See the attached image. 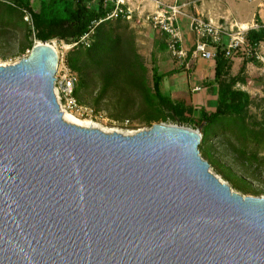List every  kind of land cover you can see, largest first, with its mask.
<instances>
[{
	"label": "water",
	"instance_id": "obj_1",
	"mask_svg": "<svg viewBox=\"0 0 264 264\" xmlns=\"http://www.w3.org/2000/svg\"><path fill=\"white\" fill-rule=\"evenodd\" d=\"M58 60L0 65V264H264V197L211 172L200 130L68 122Z\"/></svg>",
	"mask_w": 264,
	"mask_h": 264
},
{
	"label": "rangeland",
	"instance_id": "obj_2",
	"mask_svg": "<svg viewBox=\"0 0 264 264\" xmlns=\"http://www.w3.org/2000/svg\"><path fill=\"white\" fill-rule=\"evenodd\" d=\"M133 2L137 3L135 0ZM201 2L202 0H195L196 7ZM146 3L147 1H144L139 5L140 8H135L130 20L106 23L99 33L101 42L91 38V48L96 43L107 48L104 64L100 68L90 62L87 56L81 55L79 57L82 70L74 69L69 62L70 56L79 50L89 51L90 48L81 44L71 47L73 43L54 39L57 43L58 64L65 63L77 74V99L88 113L72 114L108 132L131 134L149 129L157 123L178 124L154 98L153 74L156 71L168 73L172 64L179 71L186 68L178 63L170 53L164 38L153 28L151 20L147 18L153 11L148 7L143 8ZM37 5L34 1V8H37ZM222 6L226 8V17H218L217 24L232 29L235 33L240 30L247 33L252 28H258L260 24L264 25V0H227ZM195 11L192 5L190 13L195 14ZM240 23L248 24V28L240 29ZM21 29L18 32H0V65L14 64L28 57L32 48L39 42L34 32L27 39L25 31ZM29 41H32V48L26 47L23 51ZM257 53L255 60L242 52L231 57H242L247 61L245 71L241 75L247 78V81L239 88L247 91L251 97L246 116L249 124L254 119L264 118V42L259 45ZM82 78L85 85L80 86ZM61 106L62 110L67 111L64 100L61 101ZM165 115L166 119L163 120ZM194 117L198 119L199 113L194 114ZM181 125L200 130L194 124ZM242 141H238L233 134L232 137L212 135L200 148L201 155L205 156H202L204 159L207 158L205 160L209 162L211 172L228 182L235 191L243 195L264 197V146L260 147L259 155L254 157L251 152L254 144L243 147ZM206 152L210 155L206 156Z\"/></svg>",
	"mask_w": 264,
	"mask_h": 264
},
{
	"label": "trees",
	"instance_id": "obj_3",
	"mask_svg": "<svg viewBox=\"0 0 264 264\" xmlns=\"http://www.w3.org/2000/svg\"><path fill=\"white\" fill-rule=\"evenodd\" d=\"M34 1L38 4L37 8L33 6ZM23 9L31 14L35 38L40 42L58 39L66 43H74L79 41L91 28L94 29L92 37L101 42L99 33L106 23L125 20L121 17L104 20L113 9V6L110 3H104V0H100L98 9L90 7L89 0H0V32H18L23 28L25 37L29 39L33 30L24 20ZM100 20L103 21L99 22ZM96 22L99 23L96 24ZM246 38L252 47L258 49L259 45L264 42V25L260 24L258 28L250 29ZM26 47L32 48V41L23 47V51ZM89 48V51L79 50L77 53H73L78 56L73 54L70 56L69 62L74 69L82 70L80 66L81 57H79L81 55L87 56L89 61L97 65L98 68L104 64L107 48L97 43ZM238 53L241 52L236 54ZM249 58L256 59L255 56ZM246 64L247 61L243 60L239 72L232 75V59L226 57L224 46L218 45L214 79L218 84L217 107L214 112L201 110L198 119L194 117L192 106L183 101H175L162 92L161 82L163 78L176 72V70L168 73L154 72L153 96L164 106L170 118L177 120L180 124H194L200 128L202 134L200 148L208 142L212 135H229L232 137L233 134L238 141L243 140L241 142L243 147L254 144L251 152L252 156L257 157L260 147L264 146V118L254 119L251 124L246 121L251 97L247 91L239 88V86H244L247 81V78L241 76L245 71ZM108 83L109 81H107ZM83 85H85L84 78L80 81V86ZM78 93L79 89L76 90V96ZM162 118L165 120L166 115ZM205 155L209 156L210 153L206 152Z\"/></svg>",
	"mask_w": 264,
	"mask_h": 264
},
{
	"label": "built area",
	"instance_id": "obj_4",
	"mask_svg": "<svg viewBox=\"0 0 264 264\" xmlns=\"http://www.w3.org/2000/svg\"><path fill=\"white\" fill-rule=\"evenodd\" d=\"M147 1L155 5L156 10L147 16L151 20L153 28L158 31L159 35L164 38L168 45L170 53L176 58L181 66L190 69V62L187 60L189 53L192 57H199L205 60H215L218 45H223L225 55L231 58L237 52L244 53L247 57H258L255 47L249 43L245 31L233 32V30L215 25L206 21L195 11L190 13V7L193 5L196 10L195 0H140ZM100 0H89L92 8L98 9ZM104 3H110L113 9L107 14L104 20H113L119 17L130 20L133 17L134 10L131 8L132 0H104ZM24 20L35 32L31 14L23 9ZM189 21L191 30L195 33V43L190 51L182 48L181 20ZM103 20H100L101 22ZM99 22H96L98 24ZM94 29L84 34L79 41L74 42L71 47L83 45L91 46V38ZM59 62V60H58ZM78 82L77 74L65 63L57 64L55 74V93L58 103L65 101L67 111L85 114L83 107L79 104L76 96V85ZM199 89V88H198ZM64 111V110H63ZM88 114V113H86Z\"/></svg>",
	"mask_w": 264,
	"mask_h": 264
},
{
	"label": "crops",
	"instance_id": "obj_5",
	"mask_svg": "<svg viewBox=\"0 0 264 264\" xmlns=\"http://www.w3.org/2000/svg\"><path fill=\"white\" fill-rule=\"evenodd\" d=\"M135 1L137 3L133 2V0L131 3V8L134 11L136 10L135 8H140L139 5L144 3L140 0ZM225 1L227 3V0H202L197 5L196 12L206 20L218 25V17H226V8L222 6ZM147 7L151 8L153 12L156 10L155 5L150 2H147L143 6V8ZM181 32L182 48L188 52L192 49L196 36L189 26V21L186 19L181 20ZM187 60L190 62L189 70L183 69L179 71L175 69L173 64L171 65L168 71L170 72L175 69L176 72L163 78L161 82L162 92L175 101H183L192 106L194 108V114H198L201 110L214 112L217 107L218 98V84L214 81L215 60L192 57L191 53H189ZM242 62V57L234 56L232 58V75H236L239 72Z\"/></svg>",
	"mask_w": 264,
	"mask_h": 264
},
{
	"label": "bare ground",
	"instance_id": "obj_6",
	"mask_svg": "<svg viewBox=\"0 0 264 264\" xmlns=\"http://www.w3.org/2000/svg\"><path fill=\"white\" fill-rule=\"evenodd\" d=\"M239 28L240 29H247L248 28V24H241L239 25ZM37 44H41V42L39 41ZM49 45H51L52 47H54L57 51V48H56V41H51V42H48ZM66 48H69V46H66ZM64 113H65V116H64V119L68 122H71V123H74V124H77V125H80V126H83V127H97L96 125H93L91 122H89L88 120H82V119H79L77 118L75 115H73L72 113H70L69 111H66L64 110ZM105 131V130H104ZM108 132V131H106Z\"/></svg>",
	"mask_w": 264,
	"mask_h": 264
}]
</instances>
